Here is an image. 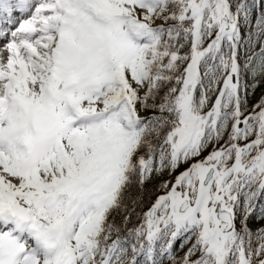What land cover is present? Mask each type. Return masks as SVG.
I'll list each match as a JSON object with an SVG mask.
<instances>
[{"label":"snow or ice","instance_id":"snow-or-ice-1","mask_svg":"<svg viewBox=\"0 0 264 264\" xmlns=\"http://www.w3.org/2000/svg\"><path fill=\"white\" fill-rule=\"evenodd\" d=\"M0 264H264V0H0Z\"/></svg>","mask_w":264,"mask_h":264}]
</instances>
